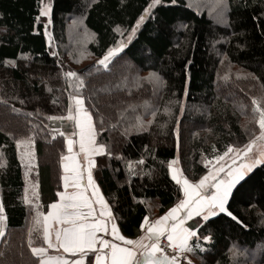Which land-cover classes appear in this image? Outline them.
Here are the masks:
<instances>
[{"label":"trees","instance_id":"16d2710c","mask_svg":"<svg viewBox=\"0 0 264 264\" xmlns=\"http://www.w3.org/2000/svg\"><path fill=\"white\" fill-rule=\"evenodd\" d=\"M43 1L0 0V203L6 217L0 264H35L29 239L43 246L34 216L47 213L63 191L61 157L68 155L69 131L53 134L59 121L48 117H66L72 96L84 98L97 141L106 146L95 157L94 176L129 239L141 235L145 216L159 218L183 198L169 163L177 161L175 169L195 183L228 146L242 147L260 133L253 109L264 108V0H224L222 25L213 17L214 0H162L108 69L75 71L82 88L64 75L74 71L70 62L51 49L39 15ZM149 3L52 0L51 31L65 44L67 19L78 15L91 35L88 56L99 60L126 40ZM105 87L108 95L99 92ZM137 118L142 127L135 126ZM29 137L37 164L26 181L16 141ZM28 181L38 198L25 204ZM228 207L240 223L224 214L211 218L200 230L211 237L199 240L205 251L188 258L193 264H264V165L233 188Z\"/></svg>","mask_w":264,"mask_h":264},{"label":"snow or ice","instance_id":"6c2138e0","mask_svg":"<svg viewBox=\"0 0 264 264\" xmlns=\"http://www.w3.org/2000/svg\"><path fill=\"white\" fill-rule=\"evenodd\" d=\"M162 0H150V3L143 8L141 15L133 27V32L137 31L140 24L153 16V9L159 5ZM175 4L176 0H171ZM212 7L222 14L225 7L224 0H214ZM49 7L44 5L40 7L39 15L48 16ZM39 19V17H37ZM47 28V25H45ZM47 35V32L45 33ZM124 44L117 42L116 47H110L105 54L97 61L98 66L108 69L113 58H115L123 49ZM66 78H75L78 82L76 87L84 86L83 78L75 71H68ZM152 82L161 83L155 74H150ZM75 101V126L78 129L79 152L83 153L84 161L77 160L76 156L68 155L61 157V160H67L69 164H62L66 172H71V176L62 177L64 188L70 186L78 189L73 193L58 192L60 201L49 205L50 210L46 215L36 211L34 221L40 224V217L43 216V227L39 233L43 246H33V240L29 239L31 253L36 257L35 264H181V257L192 264L185 253H192L199 249L200 252L205 249L199 244V240L210 241L209 235H202L201 229L208 226L213 221L211 218L218 217L220 214L227 215L233 221L240 223L238 218L229 210V197L232 195L233 188L242 180L247 173L251 172L257 165H264V152L258 155L252 154L253 144L257 139L264 141V108L254 107L253 111L259 114L256 121L259 125V137L251 140L243 149L228 146L227 151L222 156H216L217 161L224 160V157L230 153L241 160L239 165L233 160L231 165L227 163L215 167L207 174L202 176L198 182L192 183L183 176V173L173 168V163H169L168 168L171 179L179 186V191L183 193V198L171 207L163 216L155 221H150L147 216L144 217L140 228L144 230L145 235H141L136 240L126 239L120 235L116 224L113 222L112 212L100 194V189L93 180L90 169L95 166L91 159L93 155L105 154L106 146L98 143L96 140L97 130L92 123V116L84 107V98L76 94L71 97ZM6 103V101H5ZM23 103V101H21ZM258 101L252 99V105L256 106ZM13 111H17L13 109ZM73 109L69 106L68 119H73ZM27 115L31 116L32 113ZM54 119V117H48ZM151 123V121H149ZM136 127H142L137 118ZM61 135H63L61 133ZM74 140L67 141V150L73 152ZM32 138L27 140H17L16 145L19 149L22 145L25 147L23 158L26 160L28 170L33 167L34 154L30 150ZM109 156L111 153H107ZM142 163V161H140ZM131 163L129 168L131 169ZM87 171V183L84 181V173ZM223 174V175H221ZM28 172H25L27 181ZM91 189V195H86ZM29 189L25 188L24 203L29 204ZM32 195L35 196V186H33ZM99 206V213L96 206ZM5 209L0 203V237L5 235L4 221ZM194 220V224L187 225L188 220ZM53 222L59 227H53ZM111 226V235L123 242V245L111 243L109 240L98 236V233H109ZM33 229H29V235L32 236ZM161 237L167 240V248L171 249V254L160 247ZM50 249L59 253H70L74 258L69 260L63 254L52 255ZM94 257V259H93Z\"/></svg>","mask_w":264,"mask_h":264},{"label":"rangeland","instance_id":"374dc122","mask_svg":"<svg viewBox=\"0 0 264 264\" xmlns=\"http://www.w3.org/2000/svg\"><path fill=\"white\" fill-rule=\"evenodd\" d=\"M189 1L200 2V0H189ZM209 1L210 0H205V2H207L206 4H208ZM51 3H52V0H44L43 1L42 6L47 5L49 7L50 11H49L48 16H46V17L41 16V21H43L44 26L47 25V28H46L47 38H48V41L50 43L52 51L55 54H58L60 59L64 58L67 62H70L71 67L73 66L72 69L74 71H77L78 73L82 74L83 71L87 72V71L92 70L93 68H95V65H97L98 60H95V61L92 60L93 57L88 56V53L86 51V47L89 44V41H91V35L88 33V31H86L84 29L82 19L78 15L69 17L67 19V31H66L65 44L58 43L57 40L55 39L54 35H53V32L51 31V27H52ZM224 4H226V3L224 2ZM225 11H226V6L223 8L222 14H218V12H216L213 15L214 19L216 20L215 22H217L220 25H222L225 22V20H226ZM134 33L135 32L132 31L128 34L126 40L123 42L124 47L127 45L128 42H130ZM124 47H123V49H124ZM78 56L81 59V61H78ZM71 57L76 58L75 60H77L78 62H76V61L72 62L70 60ZM72 63H74L75 65ZM121 87H124V85L111 87V90L121 91V90H123ZM99 92L104 94V95H108L109 88L105 87V88L101 89V91H99ZM70 106L73 109L72 115L74 118L68 119L69 113L66 117L54 118L57 122L59 121L57 123L59 129L58 128L53 129L54 130L53 134L55 132H61L62 130H68V128H69L68 133H65L64 135L66 136L67 141L68 140H74V141H76V143L73 144V152L72 153L68 152V154L75 156V153L80 154V152H79V143H78L79 137H78V135H76V133H78V129L75 126V111H74L75 110V101L73 99H71ZM84 107H85V105H84ZM7 110L6 111L8 114H12V112L9 108ZM59 123H62L61 126H59ZM92 123H93V120H92ZM259 135H260V133H259ZM259 135L255 136L254 138L259 137ZM96 140H97V138H96ZM251 140H253V139L251 138L250 140H248V142L242 147H234V148L243 149ZM33 146H34V144L32 143L30 145V150L34 154L33 167H35V165L37 163H36V154H35V150H34ZM24 151H25V147L22 145L19 148V158H20L23 166H25V168H26L25 170L28 172V177H29L31 171L28 170L26 160H24V158H23ZM260 152H264V141L257 139L256 142L253 144L252 153H250V155H252V154L258 155ZM81 154H83V153H81ZM81 154H80V157L84 161V157ZM98 155H100V154L93 155L91 158L96 157ZM233 160L236 161L237 165H239L241 163V160L237 159L234 154L230 153L229 156L224 157V160H221V161H217L216 159L212 160L210 162V169L214 170L215 167L222 165V164H225V163H227L228 165H231ZM69 163L70 162L67 160L63 161V164H69ZM176 164H177V161H175V163H173V168H177ZM221 175H223V174H221ZM30 182H31V180H30ZM31 183H33V181ZM31 183H29V181H28L27 187L31 193V196L29 198L30 202H31V198H32V202H33L34 199L37 201V198H38L37 190L38 189H37L36 185H32ZM192 183H194V182H192ZM33 186H35V193H36L35 196L32 195ZM4 229H5V221H4Z\"/></svg>","mask_w":264,"mask_h":264},{"label":"crops","instance_id":"0c3cea01","mask_svg":"<svg viewBox=\"0 0 264 264\" xmlns=\"http://www.w3.org/2000/svg\"><path fill=\"white\" fill-rule=\"evenodd\" d=\"M81 154V153H80ZM80 154H77V153H75V156H76V158H77V160H79V161H81V162H83V160L81 159V157H80ZM69 155V154H68ZM81 155H83V154H81ZM83 157H84V155H83ZM94 162H95V166L94 167H92L91 169H90V171H91V173H92V177H93V180L95 181V183H96V185L99 187V185H98V183L96 182V179H95V176H94V171H95V168H96V161H95V157H93V158H91ZM64 168V167H63ZM211 170V169H210ZM209 170V171H210ZM208 171V172H209ZM248 174V173H247ZM71 176L72 175V173L71 172H66L65 171V169H64V176ZM63 176V177H64ZM198 182V181H197ZM82 183H84V184H86L87 183V171L84 173V181L82 182ZM99 189H100V187H99ZM65 191H67L68 193H73V192H75V191H79L78 189H75V188H73V187H71V182H70V186L67 188V189H65L64 188V181H63V191L62 192H65ZM100 194L103 196V194H102V192H101V190H100ZM86 195H91V189H89L88 190V192L86 193ZM104 198V197H103ZM105 200V199H104ZM60 201V197L58 196V201L57 202H59ZM56 202V203H57ZM106 202V201H105ZM110 208V207H109ZM49 210H50V208H49ZM48 210V211H49ZM111 210V209H110ZM96 211H97V213H99V206L97 205L96 206ZM111 212H112V210H111ZM48 213V212H47ZM47 213H45L44 215H46ZM112 215H113V213H112ZM156 219H158V218H155V219H153V220H151V221H155ZM196 218H193L192 220H188L186 223H187V225L188 226H191V225H193L194 224V220H195ZM115 224H116V222H115V220L113 221ZM39 226H37V227H43V216H41L40 217V224H38ZM53 227H59V225H55L54 224V222H53ZM116 227H117V230H118V232H119V234L120 235H122V236H124L123 234H122V232L120 231V229H119V227H118V225L116 224ZM110 228H111V226L109 225V233H107V234H105V233H98V236H101V237H103L104 239H107V240H109L111 243H116V244H120V245H123V242L122 241H119V240H117V239H115L112 235H111V231H110ZM141 235H145V232H144V230H142V233H141ZM140 235V236H141ZM139 236V237H140ZM126 239H129V238H127L126 236H124ZM138 237V238H139ZM138 238H136V239H138ZM136 239H130V240H136ZM49 253L50 254H52V255H56V254H63L67 259H69V260H71V259H73L74 257L70 254V253H63V250L61 249L60 251H59V253H57V251L56 250H54V249H50L49 250ZM187 255H188V257H190L189 256V253H187ZM93 259H94V257H93ZM193 264V263H192Z\"/></svg>","mask_w":264,"mask_h":264},{"label":"built area","instance_id":"2783aa9c","mask_svg":"<svg viewBox=\"0 0 264 264\" xmlns=\"http://www.w3.org/2000/svg\"><path fill=\"white\" fill-rule=\"evenodd\" d=\"M87 72H89V71H87ZM87 72H84L83 71V73L82 74H85V73H87ZM167 240H166V238L165 237H161V242H160V247H162V248H165V251L168 253V254H171V249H168L167 248ZM184 255H186V254H184ZM187 256V255H186ZM188 257V256H187ZM189 259V258H188ZM181 262L182 263H187L184 259H183V257H181Z\"/></svg>","mask_w":264,"mask_h":264},{"label":"bare ground","instance_id":"6f19581e","mask_svg":"<svg viewBox=\"0 0 264 264\" xmlns=\"http://www.w3.org/2000/svg\"><path fill=\"white\" fill-rule=\"evenodd\" d=\"M91 71V70H90ZM86 74V73H85Z\"/></svg>","mask_w":264,"mask_h":264}]
</instances>
